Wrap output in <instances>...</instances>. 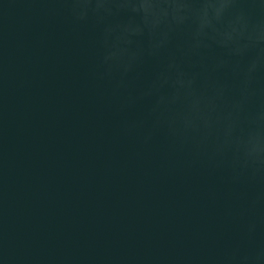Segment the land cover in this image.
Segmentation results:
<instances>
[{"label": "water", "instance_id": "95a60500", "mask_svg": "<svg viewBox=\"0 0 264 264\" xmlns=\"http://www.w3.org/2000/svg\"><path fill=\"white\" fill-rule=\"evenodd\" d=\"M0 264H264V0H0Z\"/></svg>", "mask_w": 264, "mask_h": 264}]
</instances>
